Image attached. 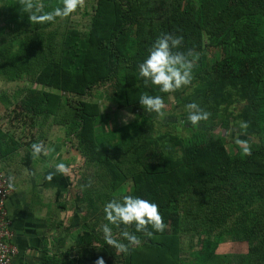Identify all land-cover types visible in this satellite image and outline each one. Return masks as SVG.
Segmentation results:
<instances>
[{
    "label": "trees",
    "instance_id": "obj_1",
    "mask_svg": "<svg viewBox=\"0 0 264 264\" xmlns=\"http://www.w3.org/2000/svg\"><path fill=\"white\" fill-rule=\"evenodd\" d=\"M5 1L13 25L0 34V79L27 82L13 111L31 113L38 130L67 126L99 183L84 175L78 202L89 210L80 227L95 232L101 222L108 223L107 202L139 196L159 205L167 227L158 232L149 226L153 234L147 236L131 226L140 239L133 246L121 235L123 225H109L118 243L129 248L124 253L114 247L120 264H181L179 233L201 242L199 264H220L216 250L224 235L248 244L236 264H264V0H96L86 31L72 27L71 14L36 22L21 0ZM33 2L41 5L40 11L33 9L37 15L63 7V0ZM168 32L183 35L179 50L199 55L191 84L162 93L145 85L138 65L156 38ZM209 49H216L214 57ZM95 92L139 108H144L141 94L160 95L165 103L173 94L183 115L188 116L185 106L191 102L211 113L198 125L229 127L232 121L256 140L247 144L251 154L245 155L244 147L229 150L207 129L188 125V134L181 135L179 125L168 122L161 130L142 114L97 131L103 114L98 101L87 99ZM11 99L0 90L6 108ZM237 105L235 113L231 107ZM36 134L31 143L38 141ZM21 145L15 130L0 128L2 155Z\"/></svg>",
    "mask_w": 264,
    "mask_h": 264
},
{
    "label": "crops",
    "instance_id": "obj_2",
    "mask_svg": "<svg viewBox=\"0 0 264 264\" xmlns=\"http://www.w3.org/2000/svg\"><path fill=\"white\" fill-rule=\"evenodd\" d=\"M0 128L14 131L1 122ZM32 144H22L13 153L0 152V171L13 186L6 201L13 242L18 248L12 264H97L101 257L105 264H120L118 255L115 258L109 253L112 245H104L98 233L82 229L79 222L65 221L66 216L76 214L71 201L78 197L74 195L73 168L56 159L65 156L64 146L46 145L49 154L34 159ZM59 163L67 166V174L56 172ZM50 172L55 175L49 182L46 177Z\"/></svg>",
    "mask_w": 264,
    "mask_h": 264
},
{
    "label": "rangeland",
    "instance_id": "obj_3",
    "mask_svg": "<svg viewBox=\"0 0 264 264\" xmlns=\"http://www.w3.org/2000/svg\"><path fill=\"white\" fill-rule=\"evenodd\" d=\"M96 0H86L85 5L83 8H77L76 11L71 13V20H72V27L77 28L82 31H86L89 27L90 19L92 14L94 13ZM38 6H41L40 4ZM8 9L6 6L5 0H0V34L4 33L5 29L8 27H11L13 24L9 23L8 21ZM216 49H209L208 55L210 57H214ZM209 57V58H210ZM25 85H27V82L23 81H6L3 79H0V90L2 92L7 93L11 98L13 99L12 105H10L8 108L2 102H0V122L1 126L8 128V129H14L16 133V137L18 136V139L21 140L22 144H31V140L33 141L34 133H37L35 136H39L38 141H42L44 146L50 145L52 148L55 144H60L64 146L63 153L65 156L59 158L56 156V159L58 158L61 160V162H67L70 164V166L73 168L74 171V177H75V188H74V195H76L78 198L73 199L71 202L75 204V206H72L71 208L76 212V214H72L69 216H66V222L70 223H77L82 222V217L86 216L87 211L89 210L88 205H83L82 203L79 204V198L81 196V189L83 188L82 180L84 178L85 174H88L90 177L91 182H96V178L93 177L91 174H93V169L89 167L86 163V159L80 154V152L77 150L76 147V137L73 135L67 134V126L64 125H51L46 126L44 128H40L39 122H36V125L34 124L31 115L29 113L26 115L19 114V112L13 111V105L14 102L17 103L18 99H20L22 96L25 95V93L18 92L20 88H23ZM30 85V83H29ZM32 85V84H31ZM40 88V87H38ZM46 90H51L50 87H46ZM18 93V94H17ZM101 92H95L91 96H87V99L98 101L100 105V114H103V116H99L97 118L98 122L96 125L97 131H100L103 129H107L108 127H118L122 126L125 123L123 122V118L127 116L128 113H132L135 115V118L137 115H147L154 120H156L157 126L161 130H167L168 126L166 123L172 122L177 125H179V129L176 131L177 133L181 135L188 134V129H186L188 125L192 126L191 122L187 120V116L183 115L184 109L181 105H179L178 100L176 96L171 94L168 98V101L165 103V113L166 115L163 118H160L157 116L156 113H148L144 108L139 107H129L126 104L123 103V101L116 99V100H110L106 96L100 94ZM11 99V100H12ZM19 102V101H18ZM239 105L233 108V112L237 113L239 110ZM235 108V109H234ZM17 109V111H19ZM134 118V119H135ZM133 118L129 117V122L134 120ZM196 127L204 128L209 131V134L214 135L215 137H221L223 138L229 150L232 149V146H235L239 144V146L244 147L242 143H238V141L241 142H247V144L252 143L256 139L252 136H248L243 131L239 129L238 126L234 124V122H230L229 127H224L221 122L216 125H196ZM36 141V142H38ZM50 147V148H51ZM19 149V148H18ZM17 149V150H18ZM57 161V160H56ZM95 176V175H94ZM99 183L96 182V185L98 186ZM126 185V184H125ZM96 187V186H95ZM126 187V186H125ZM128 187V186H127ZM126 187V189H127ZM98 189V187H96ZM130 188L128 187V190ZM80 209L81 211H79ZM93 218H89V223L93 222ZM104 222H101L100 226L95 231L98 233V238H103L104 244H107V241L104 239V234L102 232V226ZM118 237L121 238V236ZM219 245L217 247V252L221 255L220 264H236L235 260L237 256L240 254H244L248 252V244L244 241H235L232 240L229 236L224 235L222 238H219ZM112 247V246H111ZM202 249L201 242L198 241L197 236L192 237L190 235H185L179 233V242H178V255L183 260L181 261V264H199L197 262V256L196 254ZM114 246L110 248L109 253L112 252V254L115 256L118 255V252H114ZM113 256V257H114Z\"/></svg>",
    "mask_w": 264,
    "mask_h": 264
},
{
    "label": "clouds",
    "instance_id": "obj_4",
    "mask_svg": "<svg viewBox=\"0 0 264 264\" xmlns=\"http://www.w3.org/2000/svg\"><path fill=\"white\" fill-rule=\"evenodd\" d=\"M86 0H63V7H57L51 12L37 15L33 13V9L41 10V6L35 5L33 0H21L23 11L31 13L29 19L36 22H50L54 21L56 17H67L77 10L83 8ZM183 35H177L171 32L162 33L148 49L146 58L138 65L139 77L144 80L145 85L149 83L157 86L162 93H172L184 86L191 84L193 80V69L195 67V57H198L194 49L187 51L179 50L183 44ZM140 104L148 113H156L158 117L163 118L166 104L164 98L160 95H149L147 93L141 94L139 98ZM188 112L187 120L193 126L198 125L202 121H207L211 113L203 109L198 103L191 102L185 106ZM129 117L135 118V115L128 113L123 118V122L127 124ZM242 127H247V122H242ZM244 146V154H251V147L247 142L238 141ZM32 156L34 159L38 158L42 153L48 155V150L45 148L42 141L34 142L32 144ZM56 172L67 174L68 168L64 163H59L55 166ZM35 175V173H33ZM55 173L50 172L46 179L50 182ZM90 186V183H89ZM105 219L107 224L102 226L104 239L109 245L114 246L118 252L127 253L128 245L118 243L113 236L112 228L109 225H115L124 228L121 235L125 237L133 246L140 243L137 235L130 232L128 229L135 225L136 232H143L147 236H152L154 229L158 232H163L167 225L163 220L162 213L159 210V205L148 199L141 198L134 195H125L122 200L113 199L106 203L104 207ZM97 264H105L101 257L97 260Z\"/></svg>",
    "mask_w": 264,
    "mask_h": 264
},
{
    "label": "built area",
    "instance_id": "obj_5",
    "mask_svg": "<svg viewBox=\"0 0 264 264\" xmlns=\"http://www.w3.org/2000/svg\"><path fill=\"white\" fill-rule=\"evenodd\" d=\"M8 176L0 171V264H12L18 248L13 242L14 232L6 209V201L12 192Z\"/></svg>",
    "mask_w": 264,
    "mask_h": 264
}]
</instances>
